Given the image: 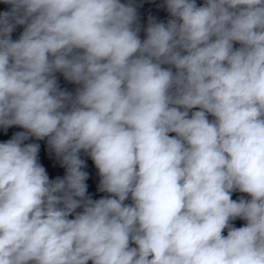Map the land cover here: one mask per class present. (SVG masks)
Listing matches in <instances>:
<instances>
[{
    "label": "clouds",
    "instance_id": "1",
    "mask_svg": "<svg viewBox=\"0 0 264 264\" xmlns=\"http://www.w3.org/2000/svg\"><path fill=\"white\" fill-rule=\"evenodd\" d=\"M0 2V264H264V0Z\"/></svg>",
    "mask_w": 264,
    "mask_h": 264
}]
</instances>
